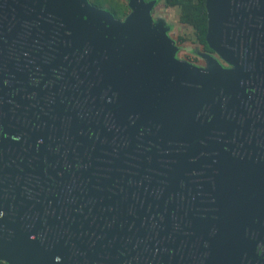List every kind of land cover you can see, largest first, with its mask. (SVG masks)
<instances>
[{
  "label": "water",
  "instance_id": "water-1",
  "mask_svg": "<svg viewBox=\"0 0 264 264\" xmlns=\"http://www.w3.org/2000/svg\"><path fill=\"white\" fill-rule=\"evenodd\" d=\"M153 4L128 0L131 13L119 21L88 0H0V25L8 41L24 35L26 42H41L47 67L62 66L77 85L63 108L69 135L75 125L89 121L87 115L77 117V103L85 114L91 111L97 139L91 202L122 206L124 213L137 207L141 234L149 243L155 236L157 264H204L205 257V264H215L210 255H201L200 226L190 225V244L183 232L188 224L182 195L189 187L196 190L184 164L200 155L201 140L211 130L231 121L229 112L247 91L264 93V0L205 1L206 44L231 66L223 69L210 61L208 74L162 61L167 49L155 46L151 36ZM23 174L0 158V261H79L72 252L85 247L86 238L79 237L84 232L72 222L71 209L57 208L70 200L41 192L36 197L56 207L42 220L43 210L25 191ZM126 233L118 226L110 231Z\"/></svg>",
  "mask_w": 264,
  "mask_h": 264
},
{
  "label": "flooded vegetation",
  "instance_id": "flooded-vegetation-1",
  "mask_svg": "<svg viewBox=\"0 0 264 264\" xmlns=\"http://www.w3.org/2000/svg\"><path fill=\"white\" fill-rule=\"evenodd\" d=\"M23 38L8 41L0 25V158L24 171L25 191L42 208V220L56 207L50 200L40 201L36 196L41 192L70 200L57 208L72 210V222L84 232L79 237L86 238L85 247L72 252L80 257L74 264H157L155 236L149 243L141 234L137 207L124 213L122 206L91 202L97 141L91 111L85 114L77 103V117L87 115L89 121L75 125L69 135L63 108L77 85L64 76L62 66L47 67L41 42ZM246 94L229 112L231 121L211 130L201 140L200 155L184 164L196 190L189 187L182 195L188 224L183 232L190 244V225H199L201 255H210L215 264H264V93ZM106 160L104 151V177ZM115 226L127 233L110 235ZM173 228L179 229L175 221Z\"/></svg>",
  "mask_w": 264,
  "mask_h": 264
},
{
  "label": "rangeland",
  "instance_id": "rangeland-1",
  "mask_svg": "<svg viewBox=\"0 0 264 264\" xmlns=\"http://www.w3.org/2000/svg\"><path fill=\"white\" fill-rule=\"evenodd\" d=\"M108 1L118 2L128 7V0ZM146 1H152L154 3L151 10V36L155 37V46L166 47V53L162 57V61L165 64H183L202 74H208L210 61L214 60L218 65L220 64L219 62L221 60L215 53L204 50L203 47L195 41L192 27L179 21V8L165 7L163 0ZM130 13L131 10L128 7L126 16ZM126 16L115 19L123 21ZM1 262L7 264L5 261Z\"/></svg>",
  "mask_w": 264,
  "mask_h": 264
},
{
  "label": "trees",
  "instance_id": "trees-1",
  "mask_svg": "<svg viewBox=\"0 0 264 264\" xmlns=\"http://www.w3.org/2000/svg\"><path fill=\"white\" fill-rule=\"evenodd\" d=\"M146 1V0H145ZM206 0H163L165 7H176L180 9L181 23L192 27L195 41L200 44L204 50L212 52L206 44L207 33V9ZM95 8L110 12L114 18H122L126 16L128 7L118 2L108 0H89ZM0 264H4L0 261Z\"/></svg>",
  "mask_w": 264,
  "mask_h": 264
}]
</instances>
